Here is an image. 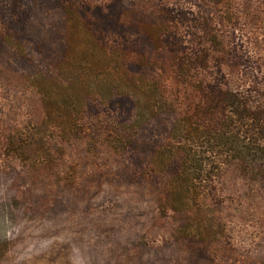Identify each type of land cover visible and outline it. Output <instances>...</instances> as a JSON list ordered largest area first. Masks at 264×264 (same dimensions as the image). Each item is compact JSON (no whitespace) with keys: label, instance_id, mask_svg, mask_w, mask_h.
<instances>
[{"label":"rangeland","instance_id":"1","mask_svg":"<svg viewBox=\"0 0 264 264\" xmlns=\"http://www.w3.org/2000/svg\"><path fill=\"white\" fill-rule=\"evenodd\" d=\"M70 18L113 76L76 72L66 136L39 128ZM187 142L194 205L168 190ZM0 264H264V0H0Z\"/></svg>","mask_w":264,"mask_h":264},{"label":"trees","instance_id":"2","mask_svg":"<svg viewBox=\"0 0 264 264\" xmlns=\"http://www.w3.org/2000/svg\"><path fill=\"white\" fill-rule=\"evenodd\" d=\"M82 24H78V23ZM75 21L74 18H70L68 20V49L67 53L65 55V58L63 62L59 64V72L64 78L63 81L56 80L57 83H59L61 90H63V94H65V97H62V103H59L58 110L52 111V107L50 105L52 97H50L49 94H53L54 92L51 91L47 93L45 96V104L47 107V118L45 122L41 125L39 128L42 130H47V126L50 128L52 126V123L58 124L61 133L68 136L67 133L73 131L74 129L78 128V119L80 118V109L78 107L84 103L85 104V94L81 91L80 84L81 80L79 75H76V72L81 71L85 74V77L88 78H100L102 75H111L113 76V73L110 74V53L109 50L103 46H100L99 43L96 41L94 35L90 32V30L85 27V24L83 25V21L79 20ZM80 30H83L85 33L88 34V38L90 40L87 42L84 40V37L80 38L84 41H81L78 36V32ZM84 63L86 67L81 66L79 69V64ZM101 73V75L99 74ZM127 77V76H126ZM129 79V83H127L126 88L131 90V92H136V90H133L132 88H138L137 85H135L133 78L127 77ZM73 79V81H70ZM132 79V80H131ZM71 82V83H69ZM67 83V84H66ZM85 81L82 80V84H84ZM117 86L120 87L119 83ZM116 88V87H115ZM140 88V87H139ZM133 90V91H132ZM139 90V89H138ZM125 92V91H122ZM128 95V94H124ZM58 118V121H52L56 120ZM71 128V129H70ZM218 132V131H217ZM216 135V133H214ZM188 137V135H187ZM18 147L22 146V143L25 145L22 148L27 147L28 149L32 150L36 146V141L41 142V149L44 150L47 148L46 139H37L34 138V136L30 137L31 141H26V139L21 138V136L18 138ZM189 142H192V139H188ZM189 142L182 148V151L184 153V159L182 162L181 169L178 171L177 175L171 180L170 186H168L169 194L172 193V195H181L180 192H177L176 189H181L182 187L185 188L187 194H192V198L188 197L189 200L193 203L191 205L197 204L198 194H200L199 189H201L202 183H205L208 181L207 178H204L199 173L204 169V160H209L210 157H203L196 147L191 145ZM194 142V141H193ZM205 152V151H204ZM163 152H160L159 155L163 154ZM215 153V151H214ZM213 162V161H212ZM193 169V170H192ZM209 176V175H208ZM172 186H175L172 187ZM187 198V199H188ZM186 199V200H187ZM185 200V199H184ZM179 201H176L175 199H170L167 205H165L163 208H174L176 210H179L183 207L185 204V201L182 203L181 207L178 205ZM188 206V205H187Z\"/></svg>","mask_w":264,"mask_h":264}]
</instances>
